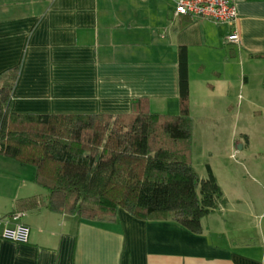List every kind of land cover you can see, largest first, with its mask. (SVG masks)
<instances>
[{
	"label": "crops",
	"instance_id": "0c3cea01",
	"mask_svg": "<svg viewBox=\"0 0 264 264\" xmlns=\"http://www.w3.org/2000/svg\"><path fill=\"white\" fill-rule=\"evenodd\" d=\"M176 1L0 0V83L14 76L10 110L125 115L142 99L152 112L177 115L184 48L193 145L203 136L199 119L225 133V149H242L250 135L242 126L236 139V120L251 114L264 122V0H235L233 26L175 16ZM233 29L239 44L226 42ZM247 162L235 165L255 168ZM191 163L206 176L194 156ZM218 163L209 166L226 203L193 232L176 220L144 219L123 208L109 219L52 210L35 168L0 153V214L24 213L17 223L27 229L25 240L0 235V264H264V231L249 228L264 219L258 214L264 189L244 196L234 186L225 189L228 179L219 174L232 165ZM256 173L264 178V171ZM34 195L40 198L33 204L17 202Z\"/></svg>",
	"mask_w": 264,
	"mask_h": 264
},
{
	"label": "trees",
	"instance_id": "16d2710c",
	"mask_svg": "<svg viewBox=\"0 0 264 264\" xmlns=\"http://www.w3.org/2000/svg\"><path fill=\"white\" fill-rule=\"evenodd\" d=\"M180 49L177 115L152 112L142 99L125 115L14 113L10 76L0 83V153L35 168L34 180L47 191L52 210L109 219L123 208L198 232L201 218L226 199L210 166L201 178L191 163L193 120L186 53Z\"/></svg>",
	"mask_w": 264,
	"mask_h": 264
},
{
	"label": "rangeland",
	"instance_id": "374dc122",
	"mask_svg": "<svg viewBox=\"0 0 264 264\" xmlns=\"http://www.w3.org/2000/svg\"><path fill=\"white\" fill-rule=\"evenodd\" d=\"M251 116V114H247L243 116L242 119L238 121L236 120V139H241L240 134L243 132V129L241 128L242 126L247 129L250 135L249 143L247 145L244 144L242 149L239 146L240 144L233 147L228 145L227 149H225V133L223 131H212L213 127H211V121L202 122L199 119L197 120L200 121L199 132L203 133V136L201 138L202 140L199 141L200 145L197 148L193 145L197 142L192 141V130H195L194 123L192 124L191 129L192 156H194V165L196 166V169L205 175L206 172L204 167L206 168V165L211 163L214 166H217L218 160H224L228 165H232V167L228 168L229 171L225 169L221 175L219 174L221 180L225 177L228 179V182L223 181L225 189L228 190L230 187L234 186V189L237 190L238 193L241 192L240 194L243 196L246 190L252 189L253 187L264 189V178H261L260 174L256 173L260 170L264 171V167L261 168V166H264L262 165L264 164V122L252 119ZM244 159H249L250 162L249 164L247 162V164L249 166L253 164L255 168L246 169L244 167V169L242 165H238V167L235 165V162H240ZM27 167L30 171L31 169L33 170L32 166L29 165ZM42 191L45 192V189ZM262 212L264 211H260L258 214H261ZM204 219L205 217L203 220ZM254 224L256 225L249 227L252 229L253 233L260 234L264 231V219L261 221L260 217H258L257 221H254Z\"/></svg>",
	"mask_w": 264,
	"mask_h": 264
},
{
	"label": "built area",
	"instance_id": "2783aa9c",
	"mask_svg": "<svg viewBox=\"0 0 264 264\" xmlns=\"http://www.w3.org/2000/svg\"><path fill=\"white\" fill-rule=\"evenodd\" d=\"M173 13L175 16L184 15L196 19H209L231 26L234 25L238 16L235 0H177ZM226 42L239 44V34L235 29L227 35ZM23 214L22 212L6 216L0 214V235L14 240H25L27 229L17 223ZM11 224H14L15 227L10 228Z\"/></svg>",
	"mask_w": 264,
	"mask_h": 264
}]
</instances>
